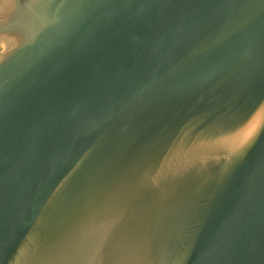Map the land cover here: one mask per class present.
I'll use <instances>...</instances> for the list:
<instances>
[{
    "label": "water",
    "instance_id": "95a60500",
    "mask_svg": "<svg viewBox=\"0 0 264 264\" xmlns=\"http://www.w3.org/2000/svg\"><path fill=\"white\" fill-rule=\"evenodd\" d=\"M0 264H264V0H0Z\"/></svg>",
    "mask_w": 264,
    "mask_h": 264
}]
</instances>
